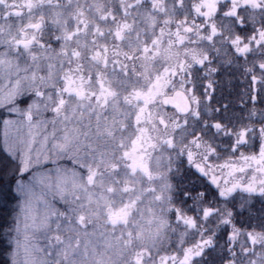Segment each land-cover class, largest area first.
Masks as SVG:
<instances>
[{
	"label": "rangeland",
	"instance_id": "374dc122",
	"mask_svg": "<svg viewBox=\"0 0 264 264\" xmlns=\"http://www.w3.org/2000/svg\"><path fill=\"white\" fill-rule=\"evenodd\" d=\"M122 1L130 2L114 15L110 10L95 11L99 21H107L99 25L96 18H88L91 12L86 8L92 1L0 0V109L5 111L1 143L24 177L14 186L18 202L6 234L10 264H98L93 229L100 211L108 224L131 219L133 227L140 226L134 234H126L124 243L129 250L115 252L131 254L130 264H153L151 254L146 259L143 251L146 244L157 253L164 244L179 249L191 241L189 230L195 227L191 218L181 219L187 228L182 230L153 219L148 211L149 193L159 185V172L170 161L167 152L159 154L162 145L169 149L181 145L188 164L202 161L209 167L208 177L216 180L223 198L239 197L244 203L253 196L264 199V124L255 128V153L249 152L253 141L248 132L252 129H246L233 136L226 158L211 159L214 151L206 145L209 137L206 141L195 133L204 129L194 125L202 107L185 74L188 69L183 70L186 62L179 56L183 42L180 31L164 24L158 26L153 12L157 7L155 11L163 14L173 11V0ZM183 1L176 0V4L180 6ZM220 2L229 4L225 23L238 13L241 18L258 19L260 11L264 12V0L194 1L186 15L201 17L210 26L208 41L217 32L209 20ZM77 4L82 12L73 11ZM245 8L250 15L240 12ZM134 13L137 18L131 22L128 19ZM44 22L53 33V42L44 49L32 48L36 26ZM227 27L223 44L227 40L238 54L253 51L255 56H264V29L256 28L246 39L230 40ZM151 33L154 39L149 40ZM158 36V45H164L163 51L167 52L161 59L153 50ZM115 45L121 49L111 51ZM136 46L133 53L123 50ZM127 55L135 60L133 66H148L143 71L150 73L142 74L137 82L125 76L128 82H123L116 72L126 75ZM185 57L194 65L202 63L197 53ZM261 60L264 62V58ZM176 91L184 93L190 104L186 115L162 103ZM32 94L39 99L20 104ZM214 130L225 132L218 127ZM112 160L127 165L129 173L141 176L147 185L124 173L103 175L101 167ZM82 163L86 167H80ZM98 176L100 180L94 183ZM113 181L115 188L110 189L108 183ZM162 190L168 191L165 187ZM113 191L115 195L108 197ZM215 221L216 217L209 216L208 228ZM120 239L124 237L117 234L109 240L110 246ZM247 243L249 248H240L241 253L248 254L245 264H264V236L247 237ZM208 245L207 241L195 243L179 260L160 264H189Z\"/></svg>",
	"mask_w": 264,
	"mask_h": 264
},
{
	"label": "trees",
	"instance_id": "16d2710c",
	"mask_svg": "<svg viewBox=\"0 0 264 264\" xmlns=\"http://www.w3.org/2000/svg\"><path fill=\"white\" fill-rule=\"evenodd\" d=\"M88 1H92L90 6L85 7L91 12L88 14L90 15L88 18L90 20L96 18L100 23L99 25L105 24L107 21H99L95 11L110 10L114 15L122 6L130 2L123 3L122 0ZM194 1L196 0H184L178 6L176 0H173L176 10L173 9V11L163 14V12L155 11L158 10L159 7H157L153 12L158 26L164 24L168 29L172 27L178 28L180 31V40L183 42L179 46L181 53L179 56L186 62L185 65L183 64V70L188 69L185 74L190 77L192 92L200 100V107H202L194 125L197 128L204 126V129L195 130L197 131L195 133L200 134L206 141L209 137L206 145L214 151V155L210 157L213 159L226 158L232 146L233 136L238 135L239 131L252 129V132H248V138L253 141L252 149L249 152L255 153L258 146L255 128L264 124V62L261 60L264 56L261 54L255 56L253 51L235 53L227 40L226 44H223L222 38L226 26L230 27H227L231 33L230 40L235 37L246 39L256 31V28L264 29V12L258 13V19L241 18L239 17L241 14L238 13V17H234L230 19V22L225 23L228 19L224 17V14L227 12L229 4L228 2H220L217 4L212 19L209 20L212 28H215L217 32L211 41H208L207 38L210 37L211 33L210 26L206 22L204 23V19L201 17L193 18L190 13V15H186L187 11L190 12V4ZM72 9L75 13L82 12V7H79V4ZM240 12H246L245 15L251 14L246 8ZM132 18H137V14L134 13V16L128 19L135 22ZM239 19H241L240 24L238 23ZM45 24L44 22L43 26H36L38 31L32 40V48L44 49L53 42V33L48 31ZM153 37L154 33H151L149 40L154 39ZM95 40L98 43L97 38ZM158 40H161L159 36L154 40L153 50L157 51V58L161 59L167 55V52L163 51L164 45H158ZM192 41L196 43L193 45ZM22 42L26 43L25 40ZM112 47L111 51L121 49L118 45ZM135 49L137 46L130 48V50L127 48L123 50L127 53H133ZM191 53H197L202 63L199 65L190 63L191 61L189 62L185 56ZM129 55L126 58V75L119 71L116 73L123 78V82H128L127 77L137 82L142 74L147 76L150 72L143 71L148 66H133L135 60L132 61ZM107 68L108 65L105 68V71L108 72ZM84 69L87 70L88 68L84 66ZM152 69L156 70L154 67ZM89 73L94 75V71ZM134 81L131 82L134 83ZM110 87L112 86L110 85ZM115 91L122 93L120 90ZM37 98L32 94L29 99L21 100L20 104L25 105ZM138 105L140 102L136 103V106ZM4 116L5 111L0 109V264H10L7 257L10 247L6 241V234L13 222L15 205L18 202L14 186L19 178L24 177L19 173L18 163L6 154L2 147L1 129ZM214 127L225 132H215ZM240 150L243 149L240 148ZM162 151L168 153L170 161L159 172L161 175L158 180L159 185L151 189L149 193L151 206L148 211L152 214L153 219H158L171 227L176 226L178 229L186 230L187 228L183 227L180 222L182 218H191L195 227L189 230L193 234L192 240L183 243L179 249L164 244L157 253H154L153 247L146 244V250H143L147 253L146 259H149L148 256L151 254L153 264H160L164 260H179L192 245L207 241L208 247L202 250L200 255L192 259L189 264H245L247 262L245 256L248 254L241 253L240 248L244 250L249 248L247 237L264 236V199L253 196L247 203H244L239 197L223 198L215 184L216 180L212 181L208 177L209 167L203 165L202 161L188 164L183 156L184 150L181 145L171 149L162 145L159 154ZM79 166L86 167L84 163L79 164ZM109 166L110 168H108ZM101 170L105 171L103 175L107 177L113 176L115 173L116 175L124 173L131 179L139 178L144 186L147 185L141 176L130 174L127 165L121 164L119 160L117 162L112 160L108 166H102ZM85 173L86 169H83V174ZM100 178L99 176L96 177L94 183ZM114 183L116 181L111 184L108 183L110 189L114 187ZM153 185L149 184L151 187ZM162 187L167 188L168 191L162 190ZM115 192L106 195L113 197ZM67 207V209H72L68 205ZM206 211L207 213H205ZM136 212L138 215V211ZM209 216L216 217V221L210 228L207 226ZM94 223L93 232L97 238L95 256L98 264H104L106 261L130 264L128 260H130L131 254L129 256V254H115V252L123 249L129 250L124 243L126 234H134L140 226L133 227L131 219L126 223L108 224L104 220L102 211L99 212ZM117 234L124 239L118 240V243L111 247L109 240L116 237ZM244 242L246 244L242 246L241 243ZM147 245H149L148 248ZM167 262L171 264L169 261Z\"/></svg>",
	"mask_w": 264,
	"mask_h": 264
},
{
	"label": "water",
	"instance_id": "95a60500",
	"mask_svg": "<svg viewBox=\"0 0 264 264\" xmlns=\"http://www.w3.org/2000/svg\"><path fill=\"white\" fill-rule=\"evenodd\" d=\"M162 103L165 107H170L182 115H186L190 110V104L181 91H176L172 97L165 98Z\"/></svg>",
	"mask_w": 264,
	"mask_h": 264
}]
</instances>
